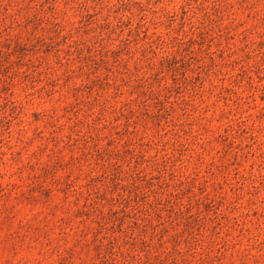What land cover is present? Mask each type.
<instances>
[{"label":"rangeland","instance_id":"1","mask_svg":"<svg viewBox=\"0 0 264 264\" xmlns=\"http://www.w3.org/2000/svg\"><path fill=\"white\" fill-rule=\"evenodd\" d=\"M0 264H264V0H0Z\"/></svg>","mask_w":264,"mask_h":264}]
</instances>
